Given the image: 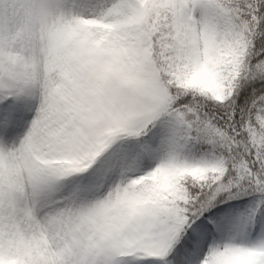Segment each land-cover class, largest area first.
Wrapping results in <instances>:
<instances>
[{
	"label": "snow or ice",
	"instance_id": "1",
	"mask_svg": "<svg viewBox=\"0 0 264 264\" xmlns=\"http://www.w3.org/2000/svg\"><path fill=\"white\" fill-rule=\"evenodd\" d=\"M0 264H264V0H0Z\"/></svg>",
	"mask_w": 264,
	"mask_h": 264
}]
</instances>
